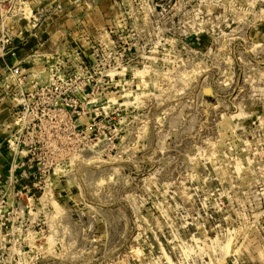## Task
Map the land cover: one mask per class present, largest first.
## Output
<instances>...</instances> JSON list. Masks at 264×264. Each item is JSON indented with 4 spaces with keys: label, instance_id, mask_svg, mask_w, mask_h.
<instances>
[{
    "label": "rangeland",
    "instance_id": "rangeland-1",
    "mask_svg": "<svg viewBox=\"0 0 264 264\" xmlns=\"http://www.w3.org/2000/svg\"><path fill=\"white\" fill-rule=\"evenodd\" d=\"M2 60L0 264H264V0H0Z\"/></svg>",
    "mask_w": 264,
    "mask_h": 264
},
{
    "label": "crops",
    "instance_id": "crops-1",
    "mask_svg": "<svg viewBox=\"0 0 264 264\" xmlns=\"http://www.w3.org/2000/svg\"><path fill=\"white\" fill-rule=\"evenodd\" d=\"M3 5L4 4H2V8L4 9V10H6V8L5 7H3ZM6 5V4H5ZM7 10H8V8H7ZM15 31H19L20 33H22V32H24V31H28V29L25 27V26H20V27H18V29L17 30H15ZM20 38H22V37H20ZM21 40V39H20ZM20 42H22V41H20ZM19 44V43H18ZM22 44V43H21ZM27 58V57H26ZM31 61H33V60H31ZM17 63H21V66H23L24 65V63L26 64L27 63V65H29L30 64V62L28 61V59H25V58H23V59H20L19 60V62L17 61ZM0 65H1V67H2V69L3 68H5L6 66H7V64L5 63V62H3V60L0 62ZM31 65V64H30ZM33 65V64H32ZM18 71H19V69H18ZM1 75H3L2 73H0V77H1ZM25 76L26 78L25 79H27V77H33V72H31L30 74H29V72H26L25 70H23L22 72H19L18 73V76ZM15 76L16 77H18L16 74H15ZM24 79V80H25ZM35 78H32V81L34 80Z\"/></svg>",
    "mask_w": 264,
    "mask_h": 264
},
{
    "label": "built area",
    "instance_id": "built-area-1",
    "mask_svg": "<svg viewBox=\"0 0 264 264\" xmlns=\"http://www.w3.org/2000/svg\"><path fill=\"white\" fill-rule=\"evenodd\" d=\"M14 74L18 75V69L17 68L14 70ZM19 77H21V80H24L25 79V76H21L20 75ZM55 88H56V86H55Z\"/></svg>",
    "mask_w": 264,
    "mask_h": 264
}]
</instances>
